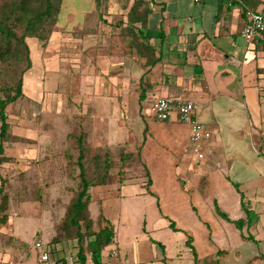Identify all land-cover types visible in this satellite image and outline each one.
<instances>
[{
    "label": "crops",
    "instance_id": "crops-1",
    "mask_svg": "<svg viewBox=\"0 0 264 264\" xmlns=\"http://www.w3.org/2000/svg\"><path fill=\"white\" fill-rule=\"evenodd\" d=\"M73 1L40 50L38 43L30 48L27 77L41 83V99L49 98L50 72L74 81L77 90L59 97L86 145L121 148L143 167L146 187H128V179L100 186L99 212L90 209L115 228L103 264H264V36L252 43L242 36L247 11L262 9L264 0H147V24L133 30V0L128 8ZM158 97L197 104L195 118L212 131L202 158L177 114L155 118ZM40 147L45 154H12L9 163L37 178L65 175L52 138ZM56 234L49 233L50 243ZM51 246L50 262L41 264H73L76 240Z\"/></svg>",
    "mask_w": 264,
    "mask_h": 264
},
{
    "label": "rangeland",
    "instance_id": "rangeland-1",
    "mask_svg": "<svg viewBox=\"0 0 264 264\" xmlns=\"http://www.w3.org/2000/svg\"><path fill=\"white\" fill-rule=\"evenodd\" d=\"M113 1L115 4L116 1L121 2V8L122 5L124 8L129 7V3L124 0ZM64 4L66 7L61 13L63 16L75 6L73 0H64ZM78 15L80 20L81 16ZM26 40L30 48L34 47V43H38L39 50L45 42L38 37H28ZM54 49V46L50 45L48 49L50 51L47 52V55H52ZM15 65L1 66L3 74H0V85L7 81L16 84L20 70L25 66V63ZM30 69L26 70L23 75L24 96L7 107L11 128L3 146L8 162L0 165V185L4 184V195L8 197L6 211L8 217L6 222H3L6 226L0 228V264H6L5 261L10 256L12 257L9 258L7 264L11 261L19 264H41L42 250L37 248L35 243L37 241L49 242V233L53 232L56 229L55 225L62 220L65 207L71 197L69 188L76 185V178L80 172L77 163L79 154L77 137L80 132L75 129L73 118L66 116V113L69 115L64 107L66 100L59 97V94H65L68 88L71 89V92L77 90L79 85L74 81L69 85L66 83L68 79H65V82L64 78L59 77L57 72H50L44 85L50 95L48 99H41V83L32 82L27 77ZM0 95L2 94L0 93ZM75 101L77 102V100ZM68 130L71 132L65 136L66 132H69ZM51 138L56 150L59 146L58 154L54 152L53 157L55 159L63 157L62 159L65 160V175L58 174V179L56 177L42 179L41 173H39L37 178L36 173L27 172L24 164L14 163L13 160L9 163L11 159L9 155L12 156V154L23 155L26 151L31 155H37L39 152L45 154L40 143L49 144ZM62 150H64V155ZM85 154L86 172L90 176L103 173L107 157L112 161L111 173L105 183L93 186L90 190L93 197L90 206L92 213L97 214L99 212L101 204L99 199H103L105 196V190L100 186L110 184L109 187L114 189L115 187L111 183L124 182L128 179L132 182L129 183L128 187H146L147 180H142L143 167L137 157L130 156L129 152H124L121 148L112 152L109 149L96 150L86 145ZM54 166H58L57 162L54 163ZM54 183L58 184L51 187V191L45 188V186L50 187ZM2 197L3 195L0 196V203ZM111 203L107 212L113 216L116 214L117 203L115 201Z\"/></svg>",
    "mask_w": 264,
    "mask_h": 264
},
{
    "label": "trees",
    "instance_id": "trees-1",
    "mask_svg": "<svg viewBox=\"0 0 264 264\" xmlns=\"http://www.w3.org/2000/svg\"><path fill=\"white\" fill-rule=\"evenodd\" d=\"M100 8L108 0H95ZM129 3L131 0H124ZM64 0H0V74L1 66L21 65L16 84L7 81L0 85V165L8 162L4 154L3 142L10 132L7 107L24 96V73L32 67L31 50L28 37H38L47 41L52 35L63 11ZM152 12L151 3L147 0H133L128 11L127 28H137V23L146 26L148 16ZM137 36V34H136ZM15 65V66H16ZM80 172L76 185L70 187L71 197L65 207L62 220L55 225L57 234L51 243L76 240V258L80 264H103L102 253L115 239V228L100 212L94 219L90 211L93 186L102 185L111 173L112 161L106 158L103 173L90 176L86 172L84 134L77 137ZM134 155L132 153L129 154ZM1 222L7 220L8 197L4 195V184L0 185Z\"/></svg>",
    "mask_w": 264,
    "mask_h": 264
},
{
    "label": "built area",
    "instance_id": "built-area-1",
    "mask_svg": "<svg viewBox=\"0 0 264 264\" xmlns=\"http://www.w3.org/2000/svg\"><path fill=\"white\" fill-rule=\"evenodd\" d=\"M248 23L242 31L244 39L252 43L257 38L264 36V7L260 10L249 9L247 11ZM197 104L192 100H174L158 97L152 105V112L159 121L170 119L177 114L180 120L190 126V142L195 153L202 158L204 156L202 148L204 144L212 138V131L206 125L195 118ZM35 246L42 250L41 261L50 262L52 246L50 242L37 241ZM76 254L69 255V261L73 264L77 262ZM8 264H19L11 261Z\"/></svg>",
    "mask_w": 264,
    "mask_h": 264
}]
</instances>
